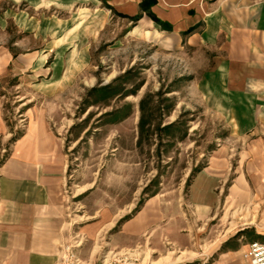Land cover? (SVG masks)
I'll return each mask as SVG.
<instances>
[{
	"label": "rangeland",
	"instance_id": "rangeland-1",
	"mask_svg": "<svg viewBox=\"0 0 264 264\" xmlns=\"http://www.w3.org/2000/svg\"><path fill=\"white\" fill-rule=\"evenodd\" d=\"M86 15L46 69L0 81V264H249L264 243L254 105L189 32Z\"/></svg>",
	"mask_w": 264,
	"mask_h": 264
},
{
	"label": "crops",
	"instance_id": "crops-1",
	"mask_svg": "<svg viewBox=\"0 0 264 264\" xmlns=\"http://www.w3.org/2000/svg\"><path fill=\"white\" fill-rule=\"evenodd\" d=\"M143 1L0 0V81L12 72L23 76L37 65L45 68L81 24L78 19H88L92 10L100 16H138L179 40L189 32L187 43L215 52V73L222 76L227 96L249 101L264 124V0H155L148 11L141 10ZM3 125L0 96V129ZM30 195L43 202L39 192Z\"/></svg>",
	"mask_w": 264,
	"mask_h": 264
},
{
	"label": "built area",
	"instance_id": "built-area-1",
	"mask_svg": "<svg viewBox=\"0 0 264 264\" xmlns=\"http://www.w3.org/2000/svg\"><path fill=\"white\" fill-rule=\"evenodd\" d=\"M243 257L249 264H264V243L254 242L249 244Z\"/></svg>",
	"mask_w": 264,
	"mask_h": 264
},
{
	"label": "trees",
	"instance_id": "trees-1",
	"mask_svg": "<svg viewBox=\"0 0 264 264\" xmlns=\"http://www.w3.org/2000/svg\"><path fill=\"white\" fill-rule=\"evenodd\" d=\"M155 3V0H144L143 2H141L140 4V8L141 10L143 11H148L149 7L151 5H153ZM150 17H152L150 14H149ZM153 18V17H152ZM154 19V18H153Z\"/></svg>",
	"mask_w": 264,
	"mask_h": 264
}]
</instances>
